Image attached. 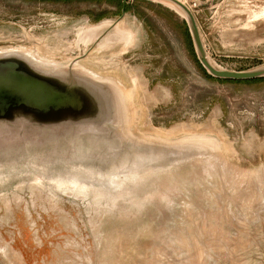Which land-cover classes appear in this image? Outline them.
<instances>
[{
	"label": "rangeland",
	"instance_id": "obj_1",
	"mask_svg": "<svg viewBox=\"0 0 264 264\" xmlns=\"http://www.w3.org/2000/svg\"><path fill=\"white\" fill-rule=\"evenodd\" d=\"M195 18L217 68L264 67V0H212ZM118 21L101 49L106 22ZM119 28L131 44L115 37ZM88 31L95 37L80 42ZM13 50L57 65L85 56L82 66L135 89L129 111L140 120H116L118 141L128 135L125 143L172 154L152 177H124L139 188L105 190L113 199L101 205L91 192L54 198L47 184L55 183L35 182L32 172L0 183V264H264V78L211 77L186 20L155 0H0V52ZM92 125L71 126L89 138L104 128ZM54 128L60 137L67 126ZM192 138L212 144H182ZM46 142L36 128L2 129L0 165L26 166L39 155L34 167L55 168L38 152Z\"/></svg>",
	"mask_w": 264,
	"mask_h": 264
},
{
	"label": "water",
	"instance_id": "obj_2",
	"mask_svg": "<svg viewBox=\"0 0 264 264\" xmlns=\"http://www.w3.org/2000/svg\"><path fill=\"white\" fill-rule=\"evenodd\" d=\"M128 1L124 0V3L127 4ZM167 1L175 4L185 13L198 60L211 77L232 81L264 78V67L236 72L221 70L212 65L192 11L178 0ZM125 15L124 8L122 16ZM118 23L119 21L108 27L98 37L96 43L113 39L114 36L107 37V35ZM14 52L0 55V131L21 126L22 129L27 130L36 128L43 134L47 142L38 152L46 153L41 157H44L48 164L55 165V168H51L41 164L43 169L61 168L65 171L69 168V164L77 167L82 165L102 174L116 172L122 178H127L134 176L131 173L137 168L138 174L149 170L155 173L162 168L158 166L160 162H171L172 152L167 147L157 148L134 141L125 143L124 140L126 141L128 135L122 136L123 141H118L116 134L119 132L113 133V124L116 120L126 123L130 121V118L127 119V113L130 115L129 103L127 104L123 97V91L126 88L114 79H107L100 75L97 77L90 70L83 69L84 66L80 63L85 56L67 65H57L34 59L24 52ZM88 123H93V127L103 124L105 129L103 128L102 132L96 131L91 136L87 135L89 138L81 137L78 132L74 134L72 130L74 126L71 125ZM60 126H67V131L64 130L65 134L58 137L54 127ZM93 129L95 128L91 130ZM121 132L124 134L123 131ZM109 134L112 137H109ZM74 142L77 144L73 145ZM70 144L75 153L69 152ZM32 149V147L28 148L26 155L29 156ZM69 153L71 159L79 161L72 163L66 161L65 156ZM36 156L39 155H32L28 164L30 162L35 164ZM8 164L10 163H4V165ZM95 178L96 176L90 175V179L95 180ZM103 180L106 183L100 184L99 182ZM96 184L109 190L114 188L112 181L107 178L96 181Z\"/></svg>",
	"mask_w": 264,
	"mask_h": 264
},
{
	"label": "bare ground",
	"instance_id": "obj_3",
	"mask_svg": "<svg viewBox=\"0 0 264 264\" xmlns=\"http://www.w3.org/2000/svg\"><path fill=\"white\" fill-rule=\"evenodd\" d=\"M155 1H160L163 4H166V5L174 8L177 12H179V14L184 19H187L185 13L182 10H180L175 4H173L167 0H155ZM178 1L184 4L183 0H178ZM254 17H255V15H254ZM257 19L258 18H256V20ZM112 24H113L112 22H106L105 25L111 26ZM86 27H88V26H86ZM95 33H96V31L85 32L82 36H80L79 41L82 43H85V44H89L91 42V40L93 39ZM117 36H121V39H123L126 44H131V42L133 40V36H132L131 32H128L126 30H122L120 28L117 29V32L115 33V37H117ZM112 40H113L112 38L106 40V42L103 45H101V49L102 48L104 49L106 46H108ZM14 51H18V50H14ZM14 51L0 52V55L12 54V53H15ZM29 55L34 59L36 58L32 54H29ZM44 62H46V61H44ZM212 65H214L213 62H212ZM82 68L85 70H87V68H88V70L90 69L91 73L94 76L98 77V74L96 72H94V70H92L91 68H89L87 66H85V68L84 67H82ZM125 85H126V83H125ZM135 86H136V83H135ZM134 91H135V89H133V88H126L123 91V97L127 101V104L129 103V109H131V107H132L131 105L133 102V98L135 96ZM133 115H134V117H136V115H137L138 121L140 120V111L137 110L136 113H132V110H131L130 115L127 113V119H129L130 117L133 118ZM191 143H194L196 147L200 148V147H203L204 145L206 146V144H208V145L210 143L212 144V139L211 138H192L190 140L182 142V144H191ZM87 168L82 167V165H78V167H77L75 165L69 164V168L66 169L65 171L62 170L61 168H57V169H53V170L49 169V168H44L41 171L37 167H34V164L31 162L29 164H27L26 166L25 165L16 166L14 164L0 165V183H3V182H5V180H10V179L11 180L20 179V178H18L20 176V174H25V173L27 174L28 172H32V174H33L32 179L35 182H39L42 180H50L53 183H55V186H53V187H51L47 184L48 188H52V189H50L51 190L50 192L54 198L59 197L58 196L59 194H56L58 190L60 192H62L63 194H67V195L70 193H74L75 195H77L76 197L87 196V195L90 196V192H91L95 196L94 202L96 203V205H101V198L102 197L107 196V199L109 198L108 200L113 199V197H109L107 194L106 195L104 194V191L105 190L108 191L109 189H106L104 187H99L96 184V181H98V180H102V179L107 178L108 180L112 181V185L114 186V188L126 189L125 192L132 191L133 188H139V185L138 186L134 185L133 187H128L129 184L124 180V178H122L120 176V174H117L116 172H112V173L107 175V174H102L101 172H96L94 170H91L90 168H88V169ZM136 170H138V168ZM136 170H134L135 172H132L131 175L136 176V178L139 180H142V179L144 180V179H147L148 177H152V176L156 175L155 173L152 172V170H149L148 172L141 173V174H138L137 173L138 171H136ZM124 174H126V173H124ZM90 175L96 176L95 180L90 179ZM23 183H25V181ZM41 186H44V184L41 183ZM31 187L34 188L35 185H32ZM0 189H2V188H0ZM90 190H93V191H90ZM53 197H51V198H53ZM2 201H5L7 203V205L9 203L8 198H6L5 200L3 199Z\"/></svg>",
	"mask_w": 264,
	"mask_h": 264
},
{
	"label": "built area",
	"instance_id": "obj_4",
	"mask_svg": "<svg viewBox=\"0 0 264 264\" xmlns=\"http://www.w3.org/2000/svg\"><path fill=\"white\" fill-rule=\"evenodd\" d=\"M186 5L194 14L198 13L204 4L210 3L212 0H183Z\"/></svg>",
	"mask_w": 264,
	"mask_h": 264
},
{
	"label": "crops",
	"instance_id": "obj_5",
	"mask_svg": "<svg viewBox=\"0 0 264 264\" xmlns=\"http://www.w3.org/2000/svg\"><path fill=\"white\" fill-rule=\"evenodd\" d=\"M88 55V54H87ZM88 57V56H87ZM146 121H150V117L149 118H147V120ZM147 124H148V122H146Z\"/></svg>",
	"mask_w": 264,
	"mask_h": 264
},
{
	"label": "flooded vegetation",
	"instance_id": "obj_6",
	"mask_svg": "<svg viewBox=\"0 0 264 264\" xmlns=\"http://www.w3.org/2000/svg\"><path fill=\"white\" fill-rule=\"evenodd\" d=\"M11 164V163H10Z\"/></svg>",
	"mask_w": 264,
	"mask_h": 264
}]
</instances>
